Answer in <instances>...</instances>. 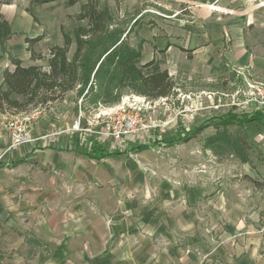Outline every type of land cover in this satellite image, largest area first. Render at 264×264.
Wrapping results in <instances>:
<instances>
[{
    "label": "rangeland",
    "instance_id": "1",
    "mask_svg": "<svg viewBox=\"0 0 264 264\" xmlns=\"http://www.w3.org/2000/svg\"><path fill=\"white\" fill-rule=\"evenodd\" d=\"M87 1L78 0L73 8H69L67 0L37 4L35 21L37 25L46 24L48 30L38 34L44 35L43 40L29 47L25 38L38 35H31L34 28L24 21L22 30L16 31L8 41L6 51L0 47V85L4 89V73L14 69L12 58L21 59L26 66L37 65L48 71V61L52 57L50 48L64 45V33L73 39L67 55L72 59L76 50L74 30L88 25V19L76 18ZM256 1L132 0L125 7L119 0H99V7H107L113 16L111 31L119 29L121 39L133 47L140 38L147 40L142 62L154 56L160 59L162 69H167L176 83L175 94L152 100L127 90L119 103L96 106L90 94L84 97L87 91L79 95L73 90L63 100L25 111H10L0 118L26 115L39 109L41 112L30 126V133L36 142L40 141V146L51 141L49 137H55L60 141L61 150L66 152L86 154L98 147L110 152L126 151L119 158L95 161L91 168L105 167L104 170L111 171L114 177H120V182L123 170L129 168L133 182L142 186L138 196L142 195L147 180L165 185L171 194H178L179 203L183 202L188 189H200L199 198L190 207L197 213L199 229L210 235L206 240L208 253L221 260L224 255L233 256L229 252L232 248L248 249L253 242L264 262V109L258 110L249 101V84L254 73L251 62L242 61L240 56L245 51L249 54L264 52V24L255 18L251 25H246V20L241 21L244 10L254 12L263 8L259 0ZM199 4L203 6L196 7ZM197 9L212 12L209 20L228 27L231 40L198 47L189 44L187 39L193 33L189 26L204 20L198 16ZM241 22L244 32L232 29ZM237 33L240 37L244 35V45H237ZM258 111L262 113V120L246 121ZM122 114H138L137 130L119 139L103 136L108 118ZM232 116L236 119L233 124H222L223 119ZM1 124L0 137L6 133L10 136V131ZM201 126L204 128L199 129ZM218 132L243 143L244 158L248 161L244 162L241 153L233 147L205 146L206 139ZM37 160L32 158L17 167L13 166V159L0 157L4 162L0 167V185H5L9 199H43V190H30L39 184L33 182L30 170L43 166ZM17 181L15 189L12 183ZM40 183L43 186V181ZM1 193L0 187V199ZM17 204L9 208H16ZM19 209L17 217L0 218V264L5 256L8 260L5 264H12L14 255L20 253V249L13 248L18 240L22 242L29 233L33 234L32 229L35 233L36 226H40L39 218L32 213L44 215L43 206ZM31 219L35 225L30 226ZM29 238L34 255L43 250L38 240ZM32 257L30 254L29 258Z\"/></svg>",
    "mask_w": 264,
    "mask_h": 264
},
{
    "label": "crops",
    "instance_id": "2",
    "mask_svg": "<svg viewBox=\"0 0 264 264\" xmlns=\"http://www.w3.org/2000/svg\"><path fill=\"white\" fill-rule=\"evenodd\" d=\"M119 1L126 7L132 0ZM259 2L263 7L260 10L251 12L246 9L242 12L241 21L246 20V25H251L254 18L264 24V0ZM77 5L78 2L69 8ZM38 6L34 0H14L9 5L0 3V13L10 21L14 32L21 31V25L26 21L34 28L30 34L38 35L48 30L46 24L37 25L35 21L34 16L37 15L34 9ZM197 14L205 21H196L189 26L193 31L187 39L189 44L198 47L231 40L232 33H229L228 27L209 20L212 12L197 9ZM242 23L232 29L244 32ZM236 35L237 45H244V35ZM141 39L145 40V45L147 40ZM240 56L242 61L252 64V81L264 79V52L249 54L245 51ZM0 121L5 125L4 117ZM1 125L0 133L3 131ZM33 139L26 144L12 146L11 134L0 137V157L13 159V166L23 165L32 158H37L43 165L33 170L30 168L33 182L39 184L29 187L30 190H43V199H9L5 185H0L3 191L0 218L17 217L20 207H44V215L35 211L32 213L39 218L37 222L40 226H36L35 233L32 229L33 234L29 233L22 242L18 240V245L13 248L20 249V253L14 255L12 264H264L259 257V248L253 242L248 249L232 248L229 252L233 256L224 255L221 260L208 253L206 240L210 239V235L199 229L197 213L190 207L199 198L200 189H188L186 196H181L184 197L183 202L179 203L178 194H171L165 185L147 180L142 195L138 196L142 186L133 182L129 168L123 170L122 182L120 177L116 178L111 171L104 170L105 167L91 168V163L95 161L100 163L119 158L125 153L98 161L87 153L61 150L60 141L55 137H49L51 141L46 140L42 146L38 145L40 141L36 142L35 137ZM83 155L90 162L83 160ZM0 162L2 167L4 162ZM12 184L16 189L19 183ZM16 202V208H9ZM32 214L29 215L33 217ZM33 223L31 219L30 226L35 225ZM29 237L42 244L43 250L36 255L29 246ZM25 241L28 244L23 245ZM30 254L32 258H29ZM5 262H8L6 256L1 264Z\"/></svg>",
    "mask_w": 264,
    "mask_h": 264
},
{
    "label": "trees",
    "instance_id": "3",
    "mask_svg": "<svg viewBox=\"0 0 264 264\" xmlns=\"http://www.w3.org/2000/svg\"><path fill=\"white\" fill-rule=\"evenodd\" d=\"M13 1L0 0V3L9 5ZM55 1L57 0H34L36 4ZM77 2L78 0H67V5L72 6ZM76 18L88 19V25L78 26L74 30L76 50L71 60L67 55L73 39L66 33L63 34L64 45L50 48L52 57L48 61V71L37 65L26 66L21 59L12 58L14 69H7L4 73L6 88L0 85V115L63 100L73 90H77L79 95H84L87 91L84 97L90 94L91 102L96 106L119 103L127 90L152 100L174 95L176 83L169 71L162 69V61L154 56L143 63L145 40L140 38L133 47L125 39H121L119 29L113 28L111 31L113 16L107 7H99V0H88L82 5ZM14 34L10 21L0 13L2 51H6L7 43ZM43 39L42 34L34 38L26 37L25 42L30 47ZM234 118L235 116L225 118L222 124L231 125L236 121ZM262 119V113L258 111L246 121ZM201 128L204 126L199 129ZM215 144L228 149L233 147L232 149L241 153L240 157H243L244 162L248 161L244 158L246 149L243 143L225 136L223 132L206 139L205 146L213 147ZM146 148L143 146V149ZM123 153L126 151L110 152L98 147L87 152V155L101 161Z\"/></svg>",
    "mask_w": 264,
    "mask_h": 264
},
{
    "label": "built area",
    "instance_id": "4",
    "mask_svg": "<svg viewBox=\"0 0 264 264\" xmlns=\"http://www.w3.org/2000/svg\"><path fill=\"white\" fill-rule=\"evenodd\" d=\"M249 101L258 109H264V79L254 80L249 84ZM40 110H34L26 115H18L5 118V126L11 133L12 146L33 141L30 133V126L38 118ZM138 114H122L120 116H110L105 124L103 136L115 137L119 139L127 134L135 132L139 126Z\"/></svg>",
    "mask_w": 264,
    "mask_h": 264
},
{
    "label": "bare ground",
    "instance_id": "5",
    "mask_svg": "<svg viewBox=\"0 0 264 264\" xmlns=\"http://www.w3.org/2000/svg\"><path fill=\"white\" fill-rule=\"evenodd\" d=\"M216 7V6H215ZM218 7V6H217ZM219 10V9H218ZM227 12V11H226Z\"/></svg>",
    "mask_w": 264,
    "mask_h": 264
}]
</instances>
